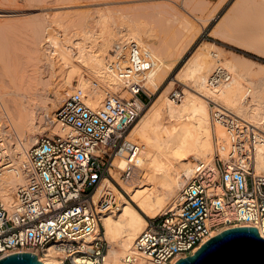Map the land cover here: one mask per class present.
<instances>
[{
    "label": "bare ground",
    "instance_id": "obj_1",
    "mask_svg": "<svg viewBox=\"0 0 264 264\" xmlns=\"http://www.w3.org/2000/svg\"><path fill=\"white\" fill-rule=\"evenodd\" d=\"M56 1L55 10L65 9L67 13H55L51 21L42 17L44 22L40 26L43 29L34 22L30 30L28 53L32 63H27L32 64V71H27L29 74L25 77V74L21 75L27 83H23L26 88L18 87L15 83L13 85V81L11 90L3 89L0 85V142L3 143L0 153L9 158L8 165L0 172L2 201L9 210L17 206L16 193L26 184L23 167L27 151L37 143V134L47 129L51 130L50 135L63 133L57 121L52 119L47 122V110L59 106L71 91L78 89L84 91L85 103L93 109L101 105L108 92L120 93L123 84L118 79V70L128 64V47L132 43L138 44L145 64L143 77L146 86L155 95L127 136L128 140L142 147L137 168L141 176L136 183L124 185L130 199L108 178L101 183L95 198L97 202L103 197L107 201V208L100 214L109 243L106 264H126V257L134 251L135 240L148 226L146 217L153 219L164 213L191 178L194 166L192 158L204 160L214 157V134L223 135L224 128L216 124L213 134L211 104L215 105L214 109L224 107L260 129L255 168L257 173H264V63L236 53L230 58L222 48L205 43L168 84L171 87L180 82L187 87L180 102L168 95L169 89L161 91L160 88L200 29H194L187 19L180 20L176 8L172 7V16L179 22L171 28L173 36L185 35L188 29L192 30L186 35L191 36L187 44L171 56L168 45L159 43L162 38L150 18L159 16L161 10L153 15L121 12L116 18V12L109 8L104 10L102 6L103 10L93 8L97 15L90 11V4L87 6L89 11L84 13L77 10L78 13L74 8L87 5L84 4L86 2L106 8L117 1L131 0ZM226 1L216 0L210 4L208 0H185L184 3H192L195 8L205 11L208 18L203 20L207 22L216 17ZM4 8H0V15L1 12L14 11ZM68 9L71 13H68ZM111 20L114 22L110 23ZM51 26L59 31L53 33ZM211 33L264 57V0H234L218 18ZM220 57H225L223 64L231 72L232 79L213 87L209 83L211 72L217 66L213 59L220 60ZM3 59L0 60L4 62ZM81 67L87 69L92 77L98 78L101 86H96V81L92 82L86 77ZM44 68L49 76L44 74ZM58 70L64 72L60 77ZM75 74L79 75V79L73 84ZM66 85H70V88ZM102 86L112 91H105ZM124 93L128 95L125 90ZM11 95L17 99L14 97V100H10L11 97H8ZM12 101L16 102L15 105L11 104ZM125 164V159H117L114 163L117 170L123 169ZM113 173H116L114 169ZM137 258L133 264H159L138 253ZM39 259L45 264H61L54 256Z\"/></svg>",
    "mask_w": 264,
    "mask_h": 264
},
{
    "label": "built area",
    "instance_id": "obj_2",
    "mask_svg": "<svg viewBox=\"0 0 264 264\" xmlns=\"http://www.w3.org/2000/svg\"><path fill=\"white\" fill-rule=\"evenodd\" d=\"M128 52L118 79L131 96L108 92L93 109L83 90L68 95L54 118L63 133L43 134L27 151L26 184L18 189L13 210L0 192V259L29 252L54 256L61 264H106L109 243L100 214L107 201L97 202L96 194L106 178L111 181L117 159L126 161L120 169L126 180L136 174L142 147L127 136L154 99L143 77L139 45L132 43ZM231 77L217 64L209 83L216 87ZM172 98L181 101L183 93L174 91ZM213 119L224 128L223 135L215 134L214 157L194 163L191 178L169 208L137 237L126 264L136 262L137 253L175 264L205 240L237 226L256 227L264 238V173L255 168L260 129L224 107L213 110ZM8 162L0 153V172Z\"/></svg>",
    "mask_w": 264,
    "mask_h": 264
},
{
    "label": "rangeland",
    "instance_id": "obj_3",
    "mask_svg": "<svg viewBox=\"0 0 264 264\" xmlns=\"http://www.w3.org/2000/svg\"><path fill=\"white\" fill-rule=\"evenodd\" d=\"M1 1H6V2L8 1L9 3L8 2L7 3L4 2L3 4L0 3V8L6 7V9L14 10V11L13 12H1L2 15H0V27L2 26L0 28V52H1L0 55L4 56V57L0 56L1 57L0 59H3V58L6 59V60L3 59L4 62H2L0 60V85L3 89L11 90L12 89L11 88L12 83H13V85L15 83V84H17L18 87L25 89L26 88L25 85L27 83L25 84L24 77L32 71V69H31L32 61L30 60L31 58H29L30 56L28 53L29 52V45H30V43L28 41L31 40V38H30L31 37L30 36L31 31L30 30L32 29V26H34L36 24H38L40 26L42 24L41 22L44 20V18L41 19L42 17H45V18L47 17V20L51 21V20H53L55 13H58V12L59 13H61V12L67 13V10L66 11H65V9H61L59 11L55 10V6H57L56 0H47V1H44V0H18V2H17V0H11V1L0 0V2ZM60 1H62V0H60ZM184 1L185 0L117 1V3L109 4L108 6H106V8L103 5L94 4V2H92L94 5L91 2L90 3L86 2L84 4H87V5L78 6L77 8H74V9L78 13H79V11H80V13H84L89 9V8L87 9V6L89 7L91 5L90 11L94 15L95 14L97 15L98 13H95V10L97 7H99L97 9H102V7H104V10H107V8H109L110 10H113L114 13L116 12V16H115L116 18L118 17V15L121 12H132V13H136V14L137 13H140V14L149 13V14L153 15V13L161 10L162 13H160L159 16H156V17L153 16L150 18L153 21V24L156 26V30H158L160 38H162V40H160L159 43H161V45L163 43V44H165V46L168 45L167 46L169 48L168 54H169V52H172L171 56H173V54L175 52L177 53V51H179L181 48H183L187 44V42L189 41L191 36H186V35L188 33H190L192 30V29H188L185 32V35H183L184 33L183 34L181 33L180 36H176V37L173 36L171 28L174 25H178L177 22H179V21L173 18L172 15L174 13V9H172V7L176 8L179 11L178 17L180 20L187 19L192 23L194 29L199 28L200 31H199L198 35L193 40V42H191V44L187 47V50L185 51L183 57L179 60L178 64L173 69V71L170 73L168 78L162 82V86H161L160 90L163 91L164 89H167V90L169 89L168 95L171 98H172V93L174 91H180L183 93V96L185 95V88H187V87L184 86L182 83L176 82L175 84L171 85V87L168 84L170 83V80L172 78L177 76V74L180 72V70L183 68V66L186 64V62L189 60V58H191L193 56V54H195V53L197 54L205 46V43H213L214 45L222 48L223 50H225L227 52V56L230 58H232L233 53H236V54L251 58L255 61L264 63V57L263 56L255 54L251 51L244 50V49L234 45L233 43H231L225 39H221V38L214 36L211 33V30H213V28L215 27L218 18L227 11V9L233 3L234 0H227L226 3L224 4V6L216 14V17L211 19L210 21H207V22H205L203 20L205 18H208V15L205 11H203L202 9L195 8L194 4H192V3L191 4H185ZM215 1L216 0H208V2L210 4H213ZM142 6H147V7L143 8V9H136L137 11L134 10L136 7H142ZM50 8H52V9H50ZM84 9H85V11H84ZM92 9L94 12L92 11ZM77 10H79V11H77ZM81 10H82V12H81ZM68 13H71V11L69 12V9H68ZM73 13H75V12H73ZM38 15H40V16H38ZM77 15H76V19L78 17H81V15L80 16L78 15V17H77ZM73 18H75V16ZM37 21H38V23H37ZM48 21H46V22H48ZM112 21L113 20H111L110 23L114 22V21L113 22ZM34 22H35V24H34ZM39 22H40V24H39ZM204 24H205V26H204ZM93 25H94V23H93ZM95 25L98 26L96 23H95ZM40 28H42V26H40ZM54 29H55V27L51 26L50 30L53 33L54 32L56 33L57 31H59V30H54ZM97 29H100V27L98 26ZM41 33H43V31ZM41 36H42V34H41ZM28 38H29V40H28ZM27 45H28V48H27ZM25 49H26V52H25ZM2 52L4 53V55L2 54ZM26 53H28V54H26ZM223 58H225V57H220L219 58L220 60H217V59L216 60L213 59V60L215 61L216 65L220 64L221 62H222L221 64L224 65L223 64V61H224ZM27 61L28 62L31 61V63H27ZM1 63H3V64H1ZM1 67H2V69H1ZM214 67H216V66H214ZM214 69H213V71H214ZM80 70L83 72V74L86 77H89L92 82L93 81H99L98 78L92 77L87 69L81 67ZM7 71H9V72H7ZM27 71H29V73H27ZM213 71L211 72V74L213 73ZM18 73L20 76L23 74H25V75H24V77L23 76L20 77V76H18ZM63 73L64 72H62L60 70L57 71V74L59 75V77L62 76ZM44 74L46 76L50 75L48 70L45 68H44ZM18 77H20L22 79L20 80V78H18ZM78 79H79V75L75 74L73 79H72V83L76 84ZM19 80H20V82H19ZM23 83L25 84L24 87H23ZM66 86H67V88H70V85H66ZM102 88L105 91L110 90L109 88H105L103 86H102ZM110 91H112V90H110ZM70 93H73V92L71 91ZM120 93H122L123 95L125 94L123 89L122 90L120 89ZM126 94H128V95H126L128 97L131 96L127 92H126ZM10 97H11V99H10ZM14 97H12V95H11L8 98L10 100H14ZM15 98L17 99V97H15ZM154 98H155V95H154ZM15 103L16 102H14V101L11 102L12 105H15ZM63 103H61L59 106H57L55 108H50L47 110V112L49 114V119L47 120V122H49L55 118V112L57 111V109L59 107L62 106ZM148 106L146 107V110H147ZM211 107L214 110L215 105L211 104ZM213 110L211 109V116H212L213 134H214L215 124H214V119H213ZM42 123L44 124L45 122H42ZM50 133H51V130L47 129V130L43 131L42 133H38L37 136L40 137L43 134H49L50 135ZM214 142H215V134H214ZM192 160L194 163L197 161V160H194L193 158H192ZM113 169L116 173H113ZM113 169L111 170V174H112L111 175V181H112V183L125 195V197L130 199V196L124 191V185L128 186V185H132V184L136 183L137 180L140 178L139 176H141V174H139V172L136 171V174L134 175V177L132 179L126 180L123 177L122 172L120 170H117V168H115V167ZM114 174H117L118 177L116 178ZM174 198H173V201H174ZM146 218L148 221L150 220V218H148V217H146Z\"/></svg>",
    "mask_w": 264,
    "mask_h": 264
},
{
    "label": "water",
    "instance_id": "obj_4",
    "mask_svg": "<svg viewBox=\"0 0 264 264\" xmlns=\"http://www.w3.org/2000/svg\"><path fill=\"white\" fill-rule=\"evenodd\" d=\"M0 264L45 263L36 254L24 252L8 255ZM175 264H264V238L256 227L228 228Z\"/></svg>",
    "mask_w": 264,
    "mask_h": 264
}]
</instances>
